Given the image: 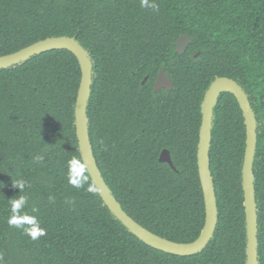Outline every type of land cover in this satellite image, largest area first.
<instances>
[{
  "label": "trees",
  "instance_id": "16d2710c",
  "mask_svg": "<svg viewBox=\"0 0 264 264\" xmlns=\"http://www.w3.org/2000/svg\"><path fill=\"white\" fill-rule=\"evenodd\" d=\"M155 2L158 12L140 0H0V56L52 37L82 45L93 65L87 117L102 175L135 221L178 243L196 241L206 221L198 170L205 95L217 78L235 80L258 123L254 181L264 264V0ZM183 35L191 43L180 55L175 44ZM162 69L173 89L154 92ZM81 78L67 50L0 69V264H247L246 126L234 95L222 94L214 111L216 232L202 252L183 257L134 236L98 190L87 191L95 184L85 166L87 183H69V162L84 165L75 124ZM163 150L175 169L160 162ZM21 179L23 193L14 187ZM20 194L27 197L21 215L37 224L7 223L9 200ZM24 227L46 234L33 240Z\"/></svg>",
  "mask_w": 264,
  "mask_h": 264
},
{
  "label": "water",
  "instance_id": "95a60500",
  "mask_svg": "<svg viewBox=\"0 0 264 264\" xmlns=\"http://www.w3.org/2000/svg\"><path fill=\"white\" fill-rule=\"evenodd\" d=\"M191 43L187 35L176 42V50L183 55ZM55 50H67L76 56L80 63L82 78L76 101V132L79 149L85 168L90 174L101 198L115 218L134 236L146 245L177 256H193L202 252L213 239L218 224V206L215 182L211 170L210 151L213 140V120L216 104L224 93H230L237 99L245 119L246 149L243 162L244 205L247 224V264H259V239L254 164L257 154V118L245 90L233 79L217 78L208 89L204 98L203 120L198 144V170L204 195L206 221L200 237L193 243H178L151 232L135 221L113 196L97 164L91 143L87 107L93 85V65L91 58L82 45L71 37H52L36 42L18 52L0 56V69L24 63L34 56ZM147 79L145 80V82ZM144 82V83H145ZM162 89L172 90L173 82L162 69L155 83L154 92ZM160 162L168 163L175 169L171 153L163 150Z\"/></svg>",
  "mask_w": 264,
  "mask_h": 264
},
{
  "label": "clouds",
  "instance_id": "9594fccd",
  "mask_svg": "<svg viewBox=\"0 0 264 264\" xmlns=\"http://www.w3.org/2000/svg\"><path fill=\"white\" fill-rule=\"evenodd\" d=\"M140 6L142 8H150L155 12L159 11V4L155 2V0H140ZM102 143V142H101ZM106 150V149H105ZM39 159V158H38ZM70 174H69V183L75 187H83L85 183H87L88 177L84 175V165L81 164L77 159L73 158L70 162ZM75 172L77 178H72L71 173ZM27 186V182L24 180H17L15 182L14 187L20 189V193H23L25 187ZM96 186L90 185L87 191L95 193ZM11 215L8 218L7 223L9 226L21 227L24 224L27 225H35L37 224L36 217L29 216L27 213L21 215V209L27 203V197L20 194L18 198L9 200ZM33 212H37L38 209L33 207ZM24 233L30 236L33 240L38 239V237L45 235V230L37 227H24Z\"/></svg>",
  "mask_w": 264,
  "mask_h": 264
}]
</instances>
